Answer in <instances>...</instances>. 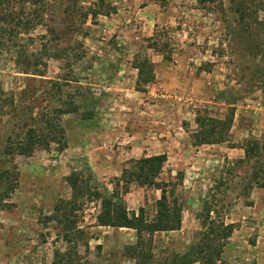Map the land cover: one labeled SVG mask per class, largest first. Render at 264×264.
Wrapping results in <instances>:
<instances>
[{"label":"rangeland","instance_id":"1","mask_svg":"<svg viewBox=\"0 0 264 264\" xmlns=\"http://www.w3.org/2000/svg\"><path fill=\"white\" fill-rule=\"evenodd\" d=\"M45 1L41 24L0 40V172L16 170L13 191L1 196L0 264H50L54 250L79 264H138L126 250L136 231L97 225L99 200L73 198L66 176L110 194L129 158L156 153L166 157L158 180L181 202L180 227L142 233L150 258L139 264H174L207 208L233 225L227 264H264V188L252 177L257 158L264 167V0H244L247 27L232 0ZM142 57L153 78L136 90ZM196 113L228 118L225 140L195 144ZM44 117L62 126L63 148L5 153ZM253 140L259 153L246 159ZM120 190L128 210L151 215L157 189ZM68 200L61 209L80 232L64 239L52 215Z\"/></svg>","mask_w":264,"mask_h":264},{"label":"trees","instance_id":"2","mask_svg":"<svg viewBox=\"0 0 264 264\" xmlns=\"http://www.w3.org/2000/svg\"><path fill=\"white\" fill-rule=\"evenodd\" d=\"M204 3L207 0H197ZM45 0H0V40L2 37L27 33L42 23L43 12L46 5ZM233 9L236 12L242 26L249 24V13L244 0H232ZM31 40V38H29ZM54 54V53H52ZM54 56L59 57L58 54ZM136 69L134 87L136 90H143L144 85L151 81L152 63L146 58H136L133 63ZM75 106H72L74 110ZM59 112L63 110L58 108ZM228 118H215L208 115L196 113L194 122L196 129L192 134L195 144L216 143L225 140L229 126ZM50 142L57 145L59 149L66 144L62 126L53 118L44 117L36 121L35 125L29 126L22 137L6 145L5 153L8 155L21 154L29 155L34 148L46 147ZM259 142L253 140L246 142L243 146V157L250 159L258 155ZM166 157L164 153L142 155L137 158H129L121 168L118 176L114 178L113 188L110 194L101 193L96 189L90 190L81 178L75 173L66 176V181L71 189L73 198L86 193L89 197L99 200V210L95 215L97 225L111 227H126L136 231L137 241L134 246H127L129 256L136 259L139 264L143 259L150 258V252L144 251L141 244L142 233L152 234L158 231L176 230L180 227L181 202L173 193V184L158 180V175ZM256 168L252 174L254 180H259V186L264 188V167L263 163L256 160ZM260 165V166H259ZM258 174V175H257ZM0 180H4V189L0 194H10L16 181V170L7 169L0 172ZM129 184L143 187H153L158 190V196L153 200L152 213L150 216L143 206L137 209L128 210L122 203L118 188L125 192ZM68 201H61L54 205L56 215H52L58 222L62 223V237L68 239L71 235L80 232L74 227L72 220H68L64 209ZM6 203V202H1ZM63 210V211H62ZM201 229L197 232V239L191 243L185 252L174 258V264H227L222 258L223 247L230 236L233 225L216 221L209 216L207 208L203 216H199ZM50 264H79L74 261L69 251L54 250Z\"/></svg>","mask_w":264,"mask_h":264}]
</instances>
